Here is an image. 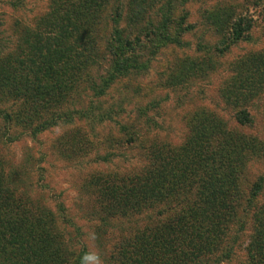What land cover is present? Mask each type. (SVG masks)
<instances>
[{
  "label": "rangeland",
  "instance_id": "374dc122",
  "mask_svg": "<svg viewBox=\"0 0 264 264\" xmlns=\"http://www.w3.org/2000/svg\"><path fill=\"white\" fill-rule=\"evenodd\" d=\"M166 1L149 0V10L142 17L141 10L133 14L132 0H102L95 34L97 51H103L110 30L121 37L138 36L141 46L137 58L145 66L113 80L101 97H95L82 84L69 92L54 113L48 111L43 119L48 117L49 126L44 128L40 121L28 126L25 120L16 118L20 100L0 98L3 176L16 197L54 214L55 230L70 258L78 256L83 248L89 258L85 264H95L90 259L93 255L99 258V264H106L121 238L162 224L179 209L168 210L161 204L129 218L105 220L95 201L97 193L89 184L92 176L137 171L145 163L144 152L151 144L181 145L196 111L215 116L225 129L251 136L264 147V90L245 107L251 119L249 126L236 125L235 111L220 99L233 63L264 51V0H171L169 5ZM49 4L50 0H0V57L1 52L12 49L19 28L32 27L48 11ZM114 12L117 17L111 24L113 29L110 17ZM136 16L141 21H134ZM237 18L241 27L250 19L248 37L228 46L229 24ZM160 19L170 22L167 35L176 36L179 44L144 37L143 28L153 24L156 36ZM240 65L244 68L248 64ZM102 69L97 64L90 68L96 86H101ZM172 78L179 82L175 84ZM75 111L87 116L80 115L77 120ZM98 115L107 119L96 122ZM74 131L79 132V143L71 140ZM72 149L78 157L66 152ZM258 151L246 154L238 166V200L246 198L257 177H264V148ZM256 204L264 207V183ZM243 215L238 212L241 226L232 224L225 241L229 245L232 236H237L233 254L219 264H241L245 259L243 247L252 226L251 218ZM201 264H211V257Z\"/></svg>",
  "mask_w": 264,
  "mask_h": 264
},
{
  "label": "trees",
  "instance_id": "16d2710c",
  "mask_svg": "<svg viewBox=\"0 0 264 264\" xmlns=\"http://www.w3.org/2000/svg\"><path fill=\"white\" fill-rule=\"evenodd\" d=\"M148 1L132 0L133 14L141 10L143 17L150 7ZM169 3L171 0L166 1ZM102 6V0H50L48 11L32 27L19 28L12 49L1 52L0 57V98L20 100L17 119L28 126L35 121L42 122L41 128L49 126L44 116L59 109L69 92L82 84L101 97L113 80L144 68L145 63L137 58L138 36L121 37L110 30L103 51H97L96 25ZM116 17L112 13L110 25L116 23ZM133 19L141 21L139 16ZM238 20L229 24L228 46L248 37L250 19L245 27ZM169 24L160 19L156 36L153 24L143 28L144 37L179 44L176 36L168 37ZM245 62L248 65L242 68L240 64ZM95 64L104 67L99 75L101 86L89 74ZM263 67L264 51L236 60L231 78L220 91L222 102L235 111L233 120L238 126L251 123L245 107L264 90ZM75 114L77 120L87 116L81 111ZM96 118V122L107 119ZM188 133L176 148L148 146L145 163L135 172L91 177L89 184L97 193L95 201L105 220L129 218L161 204L168 210L179 207L164 223L121 238L106 264H201L210 257L211 264L228 261L237 236H232L229 245L225 241L232 224L241 226L242 220L236 218L239 211L243 218H251L252 226L241 264H264V207L256 204L264 177L254 180L242 200L237 198L236 182L243 157L261 151L263 143L230 132L215 116L197 111L190 117ZM78 134L74 131L71 140L79 143ZM66 152L78 157L73 149ZM10 188L0 168V264H85L89 260L83 248L71 259L55 230L54 214L16 197Z\"/></svg>",
  "mask_w": 264,
  "mask_h": 264
},
{
  "label": "clouds",
  "instance_id": "9594fccd",
  "mask_svg": "<svg viewBox=\"0 0 264 264\" xmlns=\"http://www.w3.org/2000/svg\"><path fill=\"white\" fill-rule=\"evenodd\" d=\"M91 260H93L95 262V264H99V258L96 257L95 255H93L92 257H90Z\"/></svg>",
  "mask_w": 264,
  "mask_h": 264
}]
</instances>
